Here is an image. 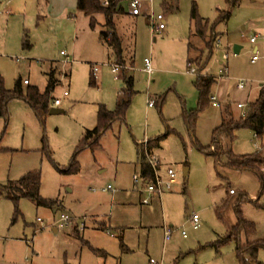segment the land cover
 I'll return each mask as SVG.
<instances>
[{"label": "rangeland", "instance_id": "obj_1", "mask_svg": "<svg viewBox=\"0 0 264 264\" xmlns=\"http://www.w3.org/2000/svg\"><path fill=\"white\" fill-rule=\"evenodd\" d=\"M164 1L170 4L168 8ZM46 2L30 0L25 10L22 0L17 3L20 15L17 9L12 16L0 14V73L8 89L22 78L45 90L50 67L69 72L52 92L61 99L59 108L64 112H48L41 121L24 101L15 99L9 103L8 117H0V185L40 170V194L56 203L53 207L38 205L28 197L15 203L0 189V264H148L151 258L162 264H241L233 241L219 252L208 245L225 236L236 222L230 203L223 219L217 206L230 198V188L247 191L257 203L245 201L241 210L256 224L254 239L264 237L261 182L256 173L216 165L212 156L199 150L189 135L184 113L198 106L195 82L199 75L210 74L218 79L212 86V95L223 100L222 106L230 103L234 118L240 117L237 103L247 99L251 87L250 100L256 97L264 82L263 67L261 60L251 62L254 51L250 38L254 30H260L256 24L264 23V0H241L230 18L218 23L220 10L228 9L225 0H143V12L166 16L167 28L156 32L145 13L129 14V0H120L123 10L115 20L117 32L123 38L124 55L133 64L125 73L133 76L137 93L126 122L115 121L100 137L98 147L79 151V171L74 173L63 170L70 167L85 128L95 126L99 104L116 108L124 72L113 70L115 54L102 36L109 30L103 14H97L98 24L93 29L89 17L77 8L63 12L57 4L48 9ZM54 2L64 4V0ZM194 3L200 16L208 21L209 30L215 29L207 40L221 37L220 48L213 50L207 67L197 73L188 70V55L204 60L203 51L210 43L195 32L190 34ZM25 31L33 44L31 49L22 46ZM236 44L242 46L238 53L234 50ZM62 50L69 55L66 66ZM206 53L209 55V50ZM225 54L229 58L225 61L227 73L220 63ZM146 58L152 62L153 75L144 71ZM92 75L96 84L91 82ZM238 79L251 85L239 90ZM66 89L68 96L63 95ZM150 97L156 100L151 107ZM222 113L224 108L214 105L200 113L196 137L202 146L211 144ZM166 133L162 147L150 152L175 168L178 183L143 204L132 180L139 171L136 143L143 144ZM226 143L235 154H254L264 159V136L256 137L248 128L237 131L235 142ZM185 168L189 170L186 176ZM108 186L113 189L104 191ZM62 213L75 218L64 228L58 225ZM192 214L200 217L197 229L191 226ZM83 220L88 228L79 237L72 232L73 222ZM99 225L105 229H99ZM54 227L59 228L58 233ZM122 228L128 251L122 245ZM166 229L171 230L169 240L165 239ZM183 229L187 230L186 237ZM250 261L264 263V249Z\"/></svg>", "mask_w": 264, "mask_h": 264}, {"label": "trees", "instance_id": "obj_2", "mask_svg": "<svg viewBox=\"0 0 264 264\" xmlns=\"http://www.w3.org/2000/svg\"><path fill=\"white\" fill-rule=\"evenodd\" d=\"M103 1V0H102ZM101 0H78L77 8L90 19V27L95 28L98 24L97 14H103L105 17V24L109 28L102 32L103 40L113 50L117 63L123 62V44L122 37L117 32L116 17L122 13V7L119 6L120 0H108L105 5ZM228 4V9L220 10L217 22L228 20L233 12L241 2V0H225ZM165 8L169 7L167 1L163 2ZM191 27L190 33L195 32L204 40H207L209 33L208 21L202 18L198 12L197 4L194 3L191 10ZM214 27L212 28V30ZM211 30V31H212ZM210 47L214 40H209ZM212 43V44H211ZM22 46L24 49L31 48L32 44L29 40V34H24ZM213 50L211 48L210 54L206 59L198 58L194 63L199 67L197 71H202L208 64V60ZM61 71L58 72L56 68H51L47 73L48 83L45 90H40L37 85L28 84L23 86L21 79L17 80L14 87L8 89L5 87L4 77L0 73V117H8V105L12 100L19 99L24 101L36 114V116L43 121L46 113L53 107V102L56 99L52 92L54 87L60 82ZM91 82L95 84V77L91 76ZM126 85L122 90L119 102L114 110L108 109L105 104H99L97 124L92 129H87L77 147L76 154L72 159V163L68 169L63 170L67 173L78 172L79 168L76 165V156L80 150L90 147L92 149L99 146V139L112 127L117 120L125 121L128 109L131 105L132 98L136 93L133 87L132 77H127ZM216 82L215 77L211 75H199L195 86L199 93V103L197 108L190 111H185L184 120L188 128L189 135L194 138L195 145L199 150H202L208 156H212L216 165H224L237 170H248L256 173L261 182L264 191V159L256 157L254 154H235L228 146L226 141L231 143L237 140V131L242 128L250 129L256 137L264 136V85L261 87L259 97L249 104L248 113L245 116L234 118L232 115L223 118L221 124L214 128L212 134V141L209 146H202L196 137V123L199 115L211 105L212 86ZM168 133L158 136L154 139L148 140L149 150L160 148L163 140ZM45 141V139H44ZM138 153L141 160L142 175H151V167L146 162L144 146L138 144ZM42 175L40 170H33L27 172L19 180H10L6 184L0 185L1 194L5 197L11 198L15 203L21 197H28L34 200L38 205L54 206L56 200L44 199L41 194ZM236 193V191H235ZM230 198L217 206L218 215L223 219L225 208L230 203ZM245 201L257 203L250 197L247 191H238L235 202L233 203L234 213L237 223L230 229V231L221 238L209 243L210 246H215L219 252V248L230 241L235 243L236 257L241 264H252L250 260H256L261 249H264V237H257L255 222L244 217L241 210V204ZM204 247V246H201ZM256 264H264L258 261Z\"/></svg>", "mask_w": 264, "mask_h": 264}, {"label": "built area", "instance_id": "obj_3", "mask_svg": "<svg viewBox=\"0 0 264 264\" xmlns=\"http://www.w3.org/2000/svg\"><path fill=\"white\" fill-rule=\"evenodd\" d=\"M143 0H129V13L131 15L137 16V15H141L143 13L142 11V4ZM103 3L105 5L108 4V0H103ZM149 24L152 25V30L153 31H160V30H164L166 28V16L164 13H159L157 15H154L153 12H147L146 13ZM256 41V35H253L250 38V42H255ZM221 44V40L218 39L215 42L216 47H219ZM61 55L64 56L66 59L63 60L62 62L64 63V66H66L69 63V55L67 54V52L65 50L61 51ZM260 56V51L257 48V50L254 52V55L252 56L251 61L254 62L256 61ZM224 58L227 59L228 55L225 54ZM189 71L191 73H197V69L196 67H193L191 65V63L189 64ZM122 68H125L124 65L119 64V63H113V70L115 72H119L120 70H122ZM98 67L94 68V71H97ZM145 71L149 74L152 75L154 73V69L152 66V62L149 58L145 59ZM224 73H227V68L224 67L223 69ZM69 72H66L65 70L63 72H61L60 75V81L67 79ZM62 77V79H61ZM117 78L119 77L118 75L116 76ZM23 82L25 84L29 83L28 79H24ZM247 81L244 79H238L237 82V88H244L246 85ZM64 96H68L69 95V91L66 89L64 90L63 93ZM62 105V101L60 98H56L53 102V107H59ZM148 105L149 106H153L155 105V99L153 98H149L148 101ZM211 105L214 106H220V102L217 98L216 95H212L211 96ZM238 108H240L241 111V115L245 116L248 113L247 110V104L245 102H238L237 103ZM256 136V134H255ZM144 146V152H145V158H146V162L150 165L151 167V175H142V173H137L134 174L133 176V180H134V186L135 188L139 189L140 191H142V199L141 202L143 204H149L151 202V197L155 194H158L159 196H161L165 191L170 190L173 188V186L175 184L178 183V177H177V172L175 170V168L171 165H166L164 163L161 162L160 158H158L157 156L153 155L149 148H148V140H146L143 143ZM112 186H108L107 188H104V191H109L112 190ZM230 193H235V189H230ZM40 220V219H39ZM75 218H73L71 215H69L68 213H62L60 215V218L58 220V225L60 228H64L67 227L70 222L74 221ZM79 222V221H78ZM190 223L191 226L195 229H197L200 225V217L198 214H192L190 216ZM85 220L80 221L79 222V228L80 229H84L85 228ZM171 230L170 229H166L165 230V239L169 240L171 235ZM182 234L184 237L187 236V230L183 229ZM148 264H162L159 261L155 260V259H150Z\"/></svg>", "mask_w": 264, "mask_h": 264}, {"label": "crops", "instance_id": "obj_4", "mask_svg": "<svg viewBox=\"0 0 264 264\" xmlns=\"http://www.w3.org/2000/svg\"><path fill=\"white\" fill-rule=\"evenodd\" d=\"M21 1L22 0H0V14H2L3 16H12V14H15V12H14V10H16L17 9V11H19V15H20V11H21V8H20V4H17L18 2H20L21 3ZM29 1L30 0H25V8L23 7V9H25L26 10V7L28 6V4H29ZM37 1V0H36ZM55 4H57V6H58V8L61 10V11H69L70 9H73V8H77V4H78V0H64V4H61V3H58V2H54V0H47V2H46V5H47V8L48 9H51V8H54V6H55ZM241 4V3H240ZM239 4V5H240ZM170 5V4H169ZM238 5V6H239ZM237 6V7H238ZM78 9V8H77ZM236 9V8H235ZM143 13H145V11L143 12ZM147 13V12H146ZM145 13V14H146ZM130 14V13H129ZM134 16V15H133ZM40 17V16H39ZM38 17V18H39ZM41 18V17H40ZM190 27H191V25H190ZM256 27L257 28H259L260 30H259V32L258 31H255L254 30V33L255 34H252L251 35V37L253 36V35H256V41L255 42H250L252 45H251V48L253 49V51L255 52L256 50H257V48L259 49V51H260V56H259V58L256 60V61H258V60H261V63H262V67H263V72H262V76L263 77H261L263 80H264V23L263 24H256ZM166 28H167V25H166ZM165 28V29H166ZM164 29V30H165ZM214 30L215 29H213L212 31H209V33H211V32H214ZM242 30H245V26H243L242 27ZM27 31H25V33H26ZM217 32V31H216ZM24 33V34H25ZM28 33V32H27ZM208 33V34H209ZM218 33V32H217ZM191 34V33H190ZM243 37H245V33H243V35H242ZM246 37H247V35H246ZM24 38V37H23ZM219 39H221V37H220V35H219ZM29 40H30V37H29ZM218 40V39H217ZM204 41H206V40H204ZM30 42H31V40H30ZM215 42H216V40L214 39V42H213V44L211 45V47L210 46H207L206 48H205V51H203V53L205 54V57H204V59H206L207 57H208V55H207V53H206V51H208L209 50V54H210V50H211V48H212V50H214V49H216V48H220V46L219 47H216V45H215ZM31 44H32V42H31ZM122 44H123V38H122ZM208 44V43H207ZM236 45H239V44H236ZM189 46L190 47H192V44H189ZM189 46H188V50L190 51V48H189ZM240 46V50L242 49V46L241 45H239ZM33 47V44H32V46H31V48ZM31 48H29V49H31ZM240 52V51H239ZM213 53V52H212ZM236 53V52H235ZM223 59H224V61H221L220 63H221V65L222 66H224L225 68H228L227 66H225V61L227 60V59H229V58H227V59H225L224 58V56H223ZM194 60H195V58L193 57V55L191 56V55H188V58H187V66H188V68L190 67L189 66V64L191 63V65L193 66V67H196L197 68V70L199 69V67L194 63ZM59 61V60H58ZM131 62H132V60H131ZM252 62V61H251ZM255 62V61H254ZM114 63H117V60H116V56H115V61H114ZM144 63H145V61H144ZM253 63V62H252ZM122 65H124L125 66V68H122V71L124 72V74H123V80H124V85L122 86V88H121V90L119 91V94H118V98H117V103H116V106H117V104H118V102H119V99H120V97H121V94H122V90H123V88L125 87V85H126V79L125 78H129V77H132V80H133V87H134V78H133V76L132 75H126V73H125V70L127 69V66H129V65H133V64H129V62L127 61V59H126V57H125V55H124V50H123V62H122ZM208 65V64H207ZM207 67V66H206ZM205 67V68H206ZM204 68V69H205ZM203 69V70H204ZM51 70V67L49 68V70L47 71V73L49 72ZM189 70V69H188ZM202 70V71H203ZM144 71H145V66H144ZM202 71H199V72H202ZM146 72V71H145ZM47 73H46V75H47ZM147 73V72H146ZM148 74V73H147ZM153 75V74H152ZM204 75H210V74H204ZM212 76V75H211ZM213 77H215V76H213ZM119 78V77H118ZM261 78H259L260 80H261ZM19 79H21V81H22V83H23V86L25 87V86H27L28 84H31V82H29L28 84H25L24 82H23V80L24 79H22V78H18L17 80H19ZM47 79H48V76H47ZM215 79H216V82L215 83H217L218 82V79L215 77ZM16 80V81H17ZM16 81H15V83H16ZM48 83V82H47ZM214 83V84H215ZM95 84H96V79H95ZM251 84H250V82L248 83H246V85H245V87L244 88H238L239 90H244V89H246L248 86H250ZM264 85V82L263 83H260V86H259V88H258V91H257V93H256V97L255 98H253V100H250V94H251V92H252V87H251V89L248 91V93L246 94L247 95V99L245 100V99H241L240 101H242V102H245L248 106H249V104L250 103H252V102H254L258 97H259V92H260V89H261V87ZM39 87V86H38ZM41 90V89H40ZM134 90H136L135 88H134ZM43 91V90H42ZM136 93H137V90H136ZM135 93V94H136ZM134 94V95H135ZM134 97V96H133ZM217 98H218V100L220 101V108H224V113H222V118H221V122H222V120H223V118H225V117H228V116H230V115H232V116H234L233 115V111H232V109H231V106H230V103L229 102H226V104L224 105V106H222V102H223V100H221L218 96H217ZM155 99H161V97H159V96H156L155 97ZM132 100H133V98H132ZM240 101H238V102H240ZM103 104V103H102ZM131 104H132V102H131ZM155 104H156V100H155ZM131 106V105H130ZM149 107H151V106H149ZM130 108V107H129ZM237 108H238V106H237ZM109 109V108H108ZM195 109V108H194ZM238 109H240V108H238ZM111 110V109H110ZM114 110V109H113ZM128 111H129V109H128ZM127 114H128V112H127ZM240 114H241V111H240ZM97 116H98V114H97ZM241 116V115H240ZM234 117H236V116H234ZM126 118H127V115H126ZM122 122H126V119H125V121H122ZM96 124H97V121H96ZM96 124H95V126H96ZM221 124V123H220ZM94 126V127H95ZM219 126V125H218ZM94 127H92V128H94ZM92 128H85V132H84V135H85V133H86V130L87 129H92ZM169 133V132H168ZM255 135V134H254ZM158 137V136H157ZM167 137V136H166ZM156 138V137H155ZM154 139V138H153ZM164 141V140H163ZM163 143V142H162ZM138 144L139 143H136V150H137V154H138V156H139V153H138ZM161 147H162V144H161ZM160 147V148H161ZM154 149H156V148H154ZM152 151H154V150H152ZM189 171V170H188ZM142 172V169H141V160H140V156H139V171L137 172V173H141ZM188 174V173H187ZM134 176V175H133ZM133 176H132V180H133ZM133 184H134V180H133ZM135 187V186H134ZM139 193H140V195H141V199H142V191H140L139 189H137V188H135ZM231 189V188H230ZM230 189H229V194H230V199H231V201H230V204L232 205V208H233V203L235 202V200H236V197H237V191H236V193H230ZM233 189V188H232ZM231 196L233 197L234 196V198L232 199L231 198ZM226 199H223V201L221 202V203H223L224 201H225ZM220 203V204H221ZM219 204V205H220ZM234 210V209H233ZM224 215V214H223ZM237 223V219H236V222H234L233 223V225H232V227L235 225ZM105 227V226H104ZM231 227V228H232ZM86 228H88V224L86 223V225H85V228L84 229H80L79 228V222L78 221H76V222H73V227H72V232L75 234V235H77V236H79L80 237V233L81 232H84L85 230H86ZM102 227L99 225V229H101ZM230 228V229H231ZM102 229H105V228H102ZM54 230H55V232L56 233H58L59 232V228H57V227H54ZM108 230V229H107ZM230 230H228L227 231V233L229 232ZM110 231L108 230V233H109ZM123 232H124V229L122 228L121 229V237H122V245H124V248H125V250L126 251H128L129 250V248L128 247H125V244H124V242H123ZM110 234H112V233H110ZM112 236H113V234H112ZM81 238H84V237H81ZM82 240H84V239H82ZM88 245H89V243H88V241L86 242ZM90 246V245H89ZM91 248H92V250L96 253V248H93V246H90ZM99 252V251H98ZM100 257H103V258H105V256H101L100 255Z\"/></svg>", "mask_w": 264, "mask_h": 264}, {"label": "water", "instance_id": "obj_5", "mask_svg": "<svg viewBox=\"0 0 264 264\" xmlns=\"http://www.w3.org/2000/svg\"><path fill=\"white\" fill-rule=\"evenodd\" d=\"M149 23V21H148ZM234 50L236 53H238L240 51V46L239 45H235L234 46ZM51 114H54V113H61V112H64V109L62 108H59V107H52L49 111ZM188 173V168H185L184 169V175L186 176Z\"/></svg>", "mask_w": 264, "mask_h": 264}]
</instances>
